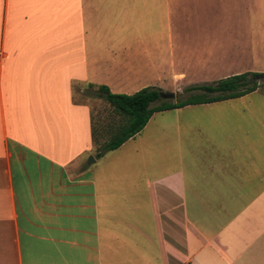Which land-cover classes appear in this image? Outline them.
<instances>
[{
	"label": "crops",
	"instance_id": "crops-1",
	"mask_svg": "<svg viewBox=\"0 0 264 264\" xmlns=\"http://www.w3.org/2000/svg\"><path fill=\"white\" fill-rule=\"evenodd\" d=\"M212 2L0 0V264H264V105L158 111L96 157L91 108L73 95L186 81L178 35L209 31L189 24ZM257 35L236 29L232 57L253 64ZM204 45L197 64L214 71L225 44Z\"/></svg>",
	"mask_w": 264,
	"mask_h": 264
},
{
	"label": "rangeland",
	"instance_id": "rangeland-1",
	"mask_svg": "<svg viewBox=\"0 0 264 264\" xmlns=\"http://www.w3.org/2000/svg\"><path fill=\"white\" fill-rule=\"evenodd\" d=\"M191 4L195 6V3L191 2ZM214 5L215 3L212 2L211 7L209 6V9H207V12L205 13V18L202 19L200 18V14L197 10H191L192 15L190 17L189 25L193 28L206 25V28L210 27V30H192L184 35H178L179 37L182 36L186 46L185 52L187 56L185 57L184 63L182 65L185 73L187 74L186 81L169 82L168 84L173 86L167 88L164 91L174 92L175 97L161 98L162 100L174 102L176 100L184 99L190 94L189 92L185 91L186 87L191 85L211 83L227 76L238 74L234 70L240 68L244 70L243 72H264V50L261 49L260 55L259 51L256 49V61L250 65H246V58L241 59L242 57H232L233 55L231 50V39L233 35H235L236 29L239 30L240 27L244 28L246 24H249V27L255 31L256 38L259 37V35H257L258 32L264 33V0H255L252 11H247L249 6L247 8L244 0H240L238 4H235L233 0H223L221 8L219 4H217V7H214ZM235 6L237 8L236 12L238 13V16H236ZM248 12L251 13L250 17L248 16ZM215 25H221L222 30V32L217 35V38L215 37L216 35L211 32L212 29H215L213 28ZM233 28L235 30H233ZM142 36L145 42L150 43V35ZM215 39H221V42L225 44V48H212L214 52L211 60L213 62L217 61V64L213 66L214 71H212L211 69H206L205 67L197 64V61L204 54L202 51L205 46L204 42L208 43V41H213ZM208 45L209 44H207V46ZM179 67L180 66H178L177 63L176 70H178ZM261 82L264 83V81ZM95 91L96 87H90L85 83H77L73 85L74 99L87 104L91 108L94 124L98 132L96 140V146H98L108 139V134L104 129H106L107 125L111 123L113 112L109 104L103 98L97 96ZM231 103L233 105L239 106L264 105V84L255 92L249 93L241 100H234Z\"/></svg>",
	"mask_w": 264,
	"mask_h": 264
},
{
	"label": "trees",
	"instance_id": "trees-1",
	"mask_svg": "<svg viewBox=\"0 0 264 264\" xmlns=\"http://www.w3.org/2000/svg\"><path fill=\"white\" fill-rule=\"evenodd\" d=\"M259 75L260 73L257 72H243L215 82L191 85L185 88V91L190 94L174 102L162 100L160 96L162 91L156 87H144L133 94H124L113 93L105 85L97 86V95L109 104L113 117L111 123L104 129L108 134V139L97 146L96 157L118 148L137 134L153 113L188 104L211 103L244 96L263 86L264 83L257 80ZM89 86L94 87L93 84ZM97 134V128L92 127V137L95 143Z\"/></svg>",
	"mask_w": 264,
	"mask_h": 264
},
{
	"label": "water",
	"instance_id": "water-1",
	"mask_svg": "<svg viewBox=\"0 0 264 264\" xmlns=\"http://www.w3.org/2000/svg\"><path fill=\"white\" fill-rule=\"evenodd\" d=\"M257 80L258 81H264V74H260L258 77H257ZM161 98H174L175 97V94L174 92H162L160 94ZM90 160L91 161H94V158L93 157H90Z\"/></svg>",
	"mask_w": 264,
	"mask_h": 264
}]
</instances>
